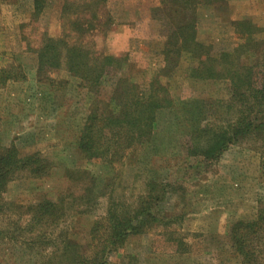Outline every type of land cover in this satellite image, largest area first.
<instances>
[{
    "label": "rangeland",
    "instance_id": "obj_1",
    "mask_svg": "<svg viewBox=\"0 0 264 264\" xmlns=\"http://www.w3.org/2000/svg\"><path fill=\"white\" fill-rule=\"evenodd\" d=\"M63 1L46 0L43 13L33 16V0H0V68L21 65L26 75L25 81L10 82L0 90V142H14L20 155L40 151L54 165L52 174L44 179H31L26 173L14 178L2 196L3 202L9 204L7 214L16 218L17 206L41 197L61 200L64 208L59 229L85 244L89 227L105 214L109 198L135 204L144 193L147 172L152 169L170 184L156 211L183 218L180 225L168 230H175L183 239L187 253H161L162 248H172L162 241V229L154 228L130 237L122 250L112 254L113 263L241 264L230 250L228 232L237 220L254 219L258 207L264 205V156L257 146L251 142L235 145L211 164L186 157L183 137L174 133L181 127L174 128L173 111L159 116L160 142L154 141V148H132L112 166L87 161L75 145L88 115L85 93L75 88L74 79L64 67L45 74L62 83L61 90H51L45 81L38 83L37 51L47 37L65 38L69 43L124 59L125 68L116 76L127 77L141 88L155 81L167 86L175 108L182 111L179 119L184 121L183 126L191 118L189 111L195 108L196 100L226 99L228 82L192 80L186 75V62H181L182 67L171 76L160 75L164 36L162 22L153 14L161 10L159 0H108L98 12L101 25L85 35L69 33L67 26L74 18L88 14L80 10L60 13ZM198 15V40L210 45L214 53L232 51L240 40L231 22L250 19L264 29V0H225L201 8ZM114 79L110 75L107 83ZM162 129L172 133L163 134ZM171 134L174 137L167 136ZM67 170L75 180L68 179ZM86 175L95 178L97 184L87 204L83 188L91 182ZM14 245L0 244V264L41 263L44 253Z\"/></svg>",
    "mask_w": 264,
    "mask_h": 264
},
{
    "label": "trees",
    "instance_id": "obj_2",
    "mask_svg": "<svg viewBox=\"0 0 264 264\" xmlns=\"http://www.w3.org/2000/svg\"><path fill=\"white\" fill-rule=\"evenodd\" d=\"M107 1L64 0L60 13L74 14L80 10L88 14L69 22L68 32L85 35L96 30L101 25L99 9L105 7ZM224 1L159 0L161 10L157 11L161 15L153 13L154 18L162 22L164 36L160 75L169 77L182 67L181 62H186L188 78L229 84L224 100H196L195 108L189 111L191 118L184 126V121L179 119L182 111L175 108L167 86L155 81L141 88L127 77L116 76L125 68L124 59L98 53L79 43H69L65 38L44 40L37 51V82L45 81L51 90H61L63 84L45 74L64 67L74 79L75 88L85 93L88 115L75 142L84 159L112 166L120 163L126 151L132 148H154V141L155 144L160 142L159 116L173 111L176 113L174 128L181 127L180 132L175 130L174 133L182 135L186 157L211 164L218 162L231 147L245 142L255 144L264 156V29L250 19L232 21L230 26L240 43L232 51L218 53L197 38L199 10ZM45 5L46 0H33L32 15H41ZM109 24L107 20L105 25ZM22 69L21 65L1 67L0 90L10 82L25 81ZM110 75L115 79L108 84ZM162 133L172 132L162 129ZM159 158L164 161L163 157ZM53 169L52 162L40 151L20 155L14 142L8 145L0 142V244H19L24 250L44 253L40 264H116L111 260L112 254L122 250L130 237L160 228L162 241L172 248H162L161 253H187L183 239L175 230H168L178 226L183 218L156 211L161 199L167 196L170 184L152 169L147 172L144 193L135 204L109 198L105 214L89 227L85 244L75 235L70 238L59 229L64 208L61 200L41 197L25 206H17L16 218L8 215L9 204L3 202L2 196L14 178L26 173L31 179H44ZM66 175L75 180L70 170ZM87 178L91 183L83 188L86 204L97 188L95 178L86 175ZM228 242L241 264H264V205L258 207L254 219H240L230 227Z\"/></svg>",
    "mask_w": 264,
    "mask_h": 264
}]
</instances>
